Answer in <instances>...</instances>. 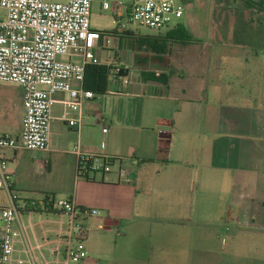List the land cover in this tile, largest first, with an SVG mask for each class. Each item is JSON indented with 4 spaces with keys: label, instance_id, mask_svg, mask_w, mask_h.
Returning a JSON list of instances; mask_svg holds the SVG:
<instances>
[{
    "label": "crops",
    "instance_id": "obj_1",
    "mask_svg": "<svg viewBox=\"0 0 264 264\" xmlns=\"http://www.w3.org/2000/svg\"><path fill=\"white\" fill-rule=\"evenodd\" d=\"M195 45L174 44L168 63L145 67L147 71L169 76L167 85L137 79L135 72L141 70L134 63L133 48L118 63L128 70L127 84L110 80L107 93L85 101L80 112L72 110L67 94L53 96L46 150L1 153L9 161L12 192L21 201H42L48 194L56 201L73 200L78 207L99 212L84 221L88 230V256L79 263L101 264L91 257L100 255L99 250L92 246L88 251L95 232L115 234L119 240L126 237L127 243L122 247H132L130 238H145L144 228L139 229L138 225L148 217L141 212L148 209L143 201L152 197L156 205L163 202L161 214H166L161 218L171 215L167 221L176 225L178 234L175 242L169 239L166 230L160 229V242L147 248L148 253L158 251V257L154 261L146 257L143 259L146 264H194L190 252L201 238L195 235V227L215 229L217 213L220 218L232 220L235 227H248L264 212V177L258 175L264 166V135L221 129L223 125L229 127L233 120L227 115H211L214 105L204 97L206 87L200 84H206L207 78L203 76L213 72L216 66L207 63L205 71L200 73L199 61L190 51ZM248 59L245 62L252 64ZM223 62L216 65L223 67ZM0 85L16 87L14 96L5 95L7 105L5 112H0V133L18 137L24 115L23 91L16 85ZM218 94L222 98L224 93ZM70 120L79 124L71 127ZM105 128L107 133H103ZM77 153L110 157L112 171L77 177ZM120 169L127 172L126 180L120 178ZM201 171L206 174L201 176ZM222 172L231 174L229 179L216 182V174ZM217 186L227 189L217 194ZM0 192L5 197L0 199V205H10L9 193L1 183ZM35 194L39 195L38 199L33 197ZM167 195L175 196L166 198ZM55 210L58 213L23 215L24 224L31 226L26 234L32 245L52 242L47 236L53 233L55 236L60 233L59 239L64 237L68 219L60 209ZM33 214L38 215L37 221H32ZM35 227L40 228L41 236L33 232ZM15 228L10 264H19L20 260L28 264L27 239L17 225ZM122 228L127 235L121 232ZM42 251L47 260L53 259L47 246ZM117 259L121 258H113L108 264H118Z\"/></svg>",
    "mask_w": 264,
    "mask_h": 264
},
{
    "label": "built area",
    "instance_id": "obj_2",
    "mask_svg": "<svg viewBox=\"0 0 264 264\" xmlns=\"http://www.w3.org/2000/svg\"><path fill=\"white\" fill-rule=\"evenodd\" d=\"M93 2L0 0V9L6 13V17L0 20V84H12L22 89L24 109L20 135L0 133V183L11 200L8 206L0 205V264H10L12 260L15 225L27 239L28 264L79 263L88 256V230L84 221L92 215H99V212L78 207L73 200L56 201L53 208L60 209L68 219L67 230L61 238L64 256L58 247L50 250L53 259L47 260L42 249L49 243L31 244L26 234L31 226L24 224L23 215L36 213L33 210L37 203L40 208H48L52 205L51 201L21 202L18 195L12 192L9 161L1 157V153L47 149L55 94H67L68 103L75 112L81 111L85 101L96 97L92 91L83 88L85 68L91 64H102L97 48L111 44L116 37L91 27ZM101 10L110 12L116 20L118 35L125 30L123 22L161 31L184 15V7L176 0H132L131 3L102 0ZM122 69L120 64L113 65L112 82L128 83ZM77 124V120L69 121L71 127ZM100 124H103L102 119ZM107 131V128L103 129V133ZM77 154V177L88 178L90 173L105 175L112 171L113 160L110 157ZM119 176L126 180L127 172L120 169ZM28 207L30 209L27 210ZM19 264H24V261L20 260Z\"/></svg>",
    "mask_w": 264,
    "mask_h": 264
},
{
    "label": "rangeland",
    "instance_id": "obj_3",
    "mask_svg": "<svg viewBox=\"0 0 264 264\" xmlns=\"http://www.w3.org/2000/svg\"><path fill=\"white\" fill-rule=\"evenodd\" d=\"M101 1L94 0L93 2L91 27L97 31L110 32L117 28V23L110 12L101 10ZM254 1L264 2V0ZM124 2L131 3L132 0H124ZM176 2L184 7V15L169 28L152 31L138 25H126V22H123L126 26L125 30L143 35L165 33L177 24L186 26L196 41V45L190 51L191 55L199 61V72L205 71L207 63L216 66L213 72L203 76L207 78L206 84L200 85L206 87L204 97L214 105L211 115H227L233 120L229 127L224 128L223 125L221 129L247 133L254 131L264 135V13L247 9L240 0H176ZM5 17V11L0 9V20ZM122 42L121 49L119 48V38H114L109 45L98 47L96 51L101 63L107 62L116 65L122 60L121 56L126 57L131 54L134 47L136 49V45L134 46L131 39L123 38ZM246 58H249L248 61H252V64L246 63L244 60ZM221 60L224 61L223 67L219 68L216 63ZM121 62L123 63V61ZM124 62L126 65L128 64L126 61ZM135 73H137L138 80L143 79L141 72ZM15 91V86L0 85V112H5L7 105L4 101L5 95L14 96ZM218 93L220 95L224 93L222 98ZM252 121L256 123L254 124ZM203 174L205 175L206 172L201 171V176ZM260 174L264 177V166L258 174L261 177ZM228 175L231 174L228 172L217 173L216 182L229 179ZM81 181L86 182L85 179H81ZM215 189L218 194L227 188L217 186ZM168 196L175 195H167L166 198ZM33 197L38 199L39 195L35 194ZM65 197L60 196L61 199ZM4 198V192H0V199ZM162 204L163 202L156 205L154 197L150 201H143V205L148 209L141 210V212L148 217H146L145 223L138 225L140 226L138 228H144L145 238H130L129 241L132 244H128H131L132 247H122L124 243H127L126 237L119 240L115 234L93 233L92 241L88 244V251L90 252L92 246L99 250L100 255L91 256L94 257L95 262L108 264L113 258H121L117 259L118 264H146L143 260L146 257L154 261L158 257V251L152 250L148 253L147 248L149 245H156L160 242V229L166 230L169 239L172 238L176 242L178 229L173 222L167 221L171 215H166L165 219L161 218L166 214H161ZM218 206L220 208V205ZM220 216V213H217L215 229L205 230L200 225L195 227V235L201 238L195 249L190 252L194 264H264V212L260 216L258 214L252 225L248 227H235L232 220L220 218ZM32 217V221H37V214H33ZM136 220L138 221V218ZM15 227L16 225L13 227L14 230ZM234 230L236 233H232ZM33 232L41 236L39 227H35ZM121 232L125 235L128 234L123 228ZM59 235L60 233L57 236L53 233L51 237L47 236V240L52 241L47 249L53 250L60 247L61 255L64 256V245L59 239ZM183 254H187V252L184 251Z\"/></svg>",
    "mask_w": 264,
    "mask_h": 264
},
{
    "label": "trees",
    "instance_id": "obj_4",
    "mask_svg": "<svg viewBox=\"0 0 264 264\" xmlns=\"http://www.w3.org/2000/svg\"><path fill=\"white\" fill-rule=\"evenodd\" d=\"M240 1H242L246 5L247 9L257 10L260 13H264L263 1ZM116 29L106 33L119 38L120 49L123 46V38L132 40L134 46L136 45V49L134 47V50L136 51L134 63L138 69L140 68L143 79L145 81L161 83L164 85L168 84L170 78L169 76L162 72L147 71L145 70V67L149 66L150 64L161 66L168 63V55L171 54V48L174 44L188 46L196 42L189 29L182 24L175 25L164 34L158 33L137 35L134 34L131 30H124V32L118 35ZM112 70V64L108 65L102 63L99 65H87L85 68L83 88L85 90L92 91L95 95L106 94ZM127 73L128 70H124L123 68L122 75L127 76ZM44 199L45 202L50 200L52 205H50L48 208H46V206H44V208H40L37 203L36 208H34L33 211L36 213L43 212L45 214L58 213V211L53 208V205L56 202L55 197L53 195L46 194ZM28 209L30 208L28 207L27 210Z\"/></svg>",
    "mask_w": 264,
    "mask_h": 264
}]
</instances>
